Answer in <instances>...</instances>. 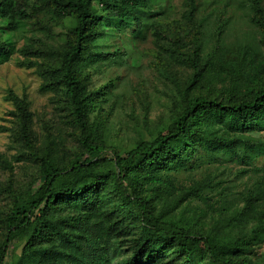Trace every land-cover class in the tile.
Masks as SVG:
<instances>
[{
    "label": "trees",
    "instance_id": "1",
    "mask_svg": "<svg viewBox=\"0 0 264 264\" xmlns=\"http://www.w3.org/2000/svg\"><path fill=\"white\" fill-rule=\"evenodd\" d=\"M164 1L0 0L10 32L39 27L40 14L66 30L51 51L0 42V66L19 54L21 66L35 69L41 92L53 94L64 113L76 150L65 148L61 133L39 136L27 98L7 93L13 109L6 130L16 161L31 162L37 177L26 193L12 178L3 190L0 264L9 258V264H251L245 253L264 237V170L253 169L256 179L242 206L208 229L176 214L190 198L203 200V185L176 191L171 174L185 170L199 151L243 160L242 150L264 153V141L250 136L264 131V7L250 0L260 55L223 45L219 20L208 48L195 0L179 19L156 20ZM107 30L131 44L152 38L171 61L161 67L175 91L168 123L130 150L110 147L104 122L91 119L103 89L87 90L86 70L125 56L121 49L109 53ZM0 163L12 177L9 162L0 156Z\"/></svg>",
    "mask_w": 264,
    "mask_h": 264
},
{
    "label": "rangeland",
    "instance_id": "2",
    "mask_svg": "<svg viewBox=\"0 0 264 264\" xmlns=\"http://www.w3.org/2000/svg\"><path fill=\"white\" fill-rule=\"evenodd\" d=\"M260 1L264 7V0ZM187 4L188 0L161 2L155 19L161 22L179 19ZM195 4L198 17L204 22L208 48L214 45L218 30L216 22L219 20L223 23L219 26L223 28L219 29L223 31V45L235 52L248 47L255 53H263L258 44L259 36L251 25L250 0H195ZM39 22V27L29 23L17 32H10L6 30L5 21L0 19V42L16 50L27 47L38 48L37 52L56 49L66 30L49 21L44 14H40ZM107 31L109 53L121 49L125 56L99 62L86 70L89 77L87 90L103 89L96 100L91 119L98 118L104 122L110 147L130 150L140 139L150 141L151 136L168 123L175 91L161 75V67L171 61L154 47L152 38L131 44L121 40L119 33ZM163 56L167 62L162 59ZM22 59L15 54L8 63L0 66V156L13 168L11 177L4 164L0 163V215L7 209V197L3 190L8 188L10 179L15 182L16 190L26 193L29 183H33L37 177L36 168L31 162L16 161L18 151L6 130L10 127L9 113L13 109L6 99L9 91L17 97L27 98L34 116V130L39 136L47 132L54 136L61 133L65 148L69 152L76 151L67 136L69 127L64 113L55 105L54 95L41 92V81L35 69L21 66ZM250 136L264 141V131ZM244 155L247 160L233 159L223 153L208 156L199 151L185 170L171 174L176 191H185L195 183L203 185L200 191L203 200L190 198L176 214L183 213L190 218L192 225L196 224L194 228L208 229L224 221L227 210L241 207L242 194L256 179L253 169L264 170V153L261 150H242L241 157ZM245 257L251 264H264V237L250 245ZM9 263L10 258L7 259Z\"/></svg>",
    "mask_w": 264,
    "mask_h": 264
}]
</instances>
